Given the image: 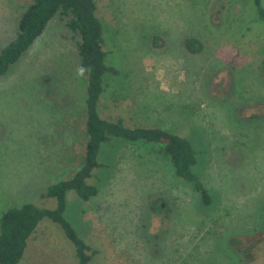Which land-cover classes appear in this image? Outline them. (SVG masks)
<instances>
[{
    "label": "rangeland",
    "instance_id": "1",
    "mask_svg": "<svg viewBox=\"0 0 264 264\" xmlns=\"http://www.w3.org/2000/svg\"><path fill=\"white\" fill-rule=\"evenodd\" d=\"M32 1L0 0V51ZM95 2L105 63L117 72L103 75L99 115L187 138L212 201L155 142L111 136L87 179L98 193L65 196L64 217L96 250L88 264H264V18L254 0ZM65 20L56 14L0 76V218L28 202L55 208L42 195L84 162L88 80ZM191 37L200 54L184 49ZM77 260L44 217L18 264Z\"/></svg>",
    "mask_w": 264,
    "mask_h": 264
},
{
    "label": "trees",
    "instance_id": "2",
    "mask_svg": "<svg viewBox=\"0 0 264 264\" xmlns=\"http://www.w3.org/2000/svg\"><path fill=\"white\" fill-rule=\"evenodd\" d=\"M258 16L264 18L261 0H254ZM58 14L65 20L66 27L76 39L79 67L87 77L86 121L87 141L84 162L69 179L50 185L43 197H54L57 205L53 209L25 203L6 210L0 218V264H18L22 259L29 236L39 221L47 217L58 223L76 249L77 264H88L93 253L91 247L81 239L75 229L64 217L66 192L74 190L82 200H89L98 193L94 184L87 182L92 170L103 166L97 160L100 146L108 142L111 136L129 141L155 142L159 150L172 162L176 174L192 183L199 192L202 201L210 204L209 191L200 177L193 171L197 160V151L191 142L180 135L160 128L128 127L121 119L114 121L102 118L98 113V100L104 90L103 75L106 72L117 74L114 67L105 63L107 52L104 50L103 27L96 14L95 0H33L21 13L17 34L0 51V76L16 63L22 54L39 37L49 21ZM183 47L190 55L200 54L203 43L197 38H185ZM161 204L154 202V209L161 210ZM235 238H232L233 240Z\"/></svg>",
    "mask_w": 264,
    "mask_h": 264
},
{
    "label": "water",
    "instance_id": "3",
    "mask_svg": "<svg viewBox=\"0 0 264 264\" xmlns=\"http://www.w3.org/2000/svg\"><path fill=\"white\" fill-rule=\"evenodd\" d=\"M161 206L163 207V206H164V204L162 203V204H161Z\"/></svg>",
    "mask_w": 264,
    "mask_h": 264
}]
</instances>
